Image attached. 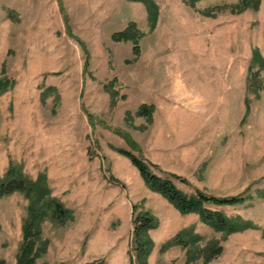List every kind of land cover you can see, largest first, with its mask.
<instances>
[{"label":"rangeland","instance_id":"374dc122","mask_svg":"<svg viewBox=\"0 0 264 264\" xmlns=\"http://www.w3.org/2000/svg\"><path fill=\"white\" fill-rule=\"evenodd\" d=\"M153 25L133 0H0V175L12 162L72 209L43 221L37 264H132L136 214L159 226L149 264H264V199L213 206L256 225L216 231L153 192L116 148L171 175L186 193L220 197L264 190V0H155ZM213 10L212 15L207 11ZM136 25L140 50L113 34ZM132 31V30H131ZM253 63V64H252ZM153 105L152 117L139 114ZM29 200L0 198V264H16ZM193 227L189 246L170 240ZM222 251L206 260V248Z\"/></svg>","mask_w":264,"mask_h":264},{"label":"trees","instance_id":"16d2710c","mask_svg":"<svg viewBox=\"0 0 264 264\" xmlns=\"http://www.w3.org/2000/svg\"><path fill=\"white\" fill-rule=\"evenodd\" d=\"M135 1V0H133ZM142 2L148 10L149 17L155 25L160 10L155 0H136ZM202 0H188L189 4H195ZM239 9L234 10L243 12L249 7L259 9V0H241ZM213 10L207 11L212 15ZM132 30V31H131ZM136 25L131 24L130 28L113 34L115 40H132L134 42V53L140 50L139 39L136 35ZM253 63L257 62L264 67V57L258 50H254L252 59ZM252 63V64H253ZM16 80L14 78H1L0 79V94L15 86ZM153 105H142L139 108V114L152 117L154 112ZM117 152L123 156H127L134 167H136L146 185L153 192H157L166 198L176 209L182 214L194 213L199 214L201 220L213 227L216 231L224 233L241 232L246 229L255 228L253 222L244 220L242 218H230L221 210L211 208L213 206H226V205H240L258 197L264 199V190L256 189V195H240V196H226L220 197L213 194L205 193L199 189L195 193L188 194L182 190L173 179L175 176H162L160 175L153 164L146 161L140 155L132 152L127 148H116ZM19 192L29 200L27 209V218L23 224V239L20 250L17 254L16 264H37V249L40 242H42L43 227L42 223L47 218L53 220L67 221L74 218L72 209L66 205L56 196L52 195L50 184L45 173H41L36 179L30 177L23 166L17 162H12L7 169L5 175H0V198L12 193ZM133 240L131 243V262L132 264H149V258L153 254L155 243L151 238L150 231L159 226L157 217L149 211H141L136 214L134 220ZM194 228H187L181 234L177 235L173 240H170L165 248L171 245L189 246L188 251L197 246L201 236L194 233ZM216 242V241H215ZM222 246L219 242L213 243L206 248V260L213 258L214 254L220 253ZM86 264H105L104 259L98 261L87 262Z\"/></svg>","mask_w":264,"mask_h":264}]
</instances>
